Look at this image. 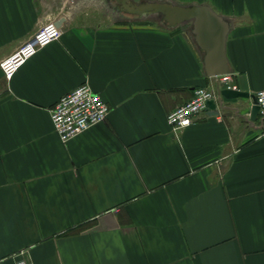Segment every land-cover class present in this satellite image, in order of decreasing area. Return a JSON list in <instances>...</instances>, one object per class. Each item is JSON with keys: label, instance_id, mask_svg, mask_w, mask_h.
<instances>
[{"label": "crops", "instance_id": "crops-1", "mask_svg": "<svg viewBox=\"0 0 264 264\" xmlns=\"http://www.w3.org/2000/svg\"><path fill=\"white\" fill-rule=\"evenodd\" d=\"M86 1L0 0V64L65 20L60 40L0 78V264H264V122L251 98L216 96L173 130L171 111L217 88L193 22ZM131 1L211 7L230 26L232 84L264 89V0ZM86 82L110 113L62 142L50 111Z\"/></svg>", "mask_w": 264, "mask_h": 264}, {"label": "built area", "instance_id": "built-area-1", "mask_svg": "<svg viewBox=\"0 0 264 264\" xmlns=\"http://www.w3.org/2000/svg\"><path fill=\"white\" fill-rule=\"evenodd\" d=\"M63 30L53 21L43 24L38 31L16 50L3 60L1 71L7 80H11L21 66L35 56L41 49L53 41L61 39ZM216 87H199L195 89L193 97L184 104L177 106L168 114L167 121L173 130L179 131L191 126L198 115L207 108V102L216 98L217 89H237L232 84L231 75L211 77ZM259 115L264 122V89L255 93ZM51 119L54 129L62 142L85 132L90 127L106 122L110 107L104 98L95 92L89 83H83L72 91L64 94L52 107ZM19 264H26L20 262Z\"/></svg>", "mask_w": 264, "mask_h": 264}, {"label": "water", "instance_id": "water-1", "mask_svg": "<svg viewBox=\"0 0 264 264\" xmlns=\"http://www.w3.org/2000/svg\"><path fill=\"white\" fill-rule=\"evenodd\" d=\"M113 8L121 12L135 15L147 16L151 14L160 15L163 22L176 27L181 23L192 21L193 33L196 42L205 51L204 67L206 76L214 77L231 73L226 56V40L230 30L229 23L217 14L211 7L203 6H179L169 2H144L135 4L131 0H110ZM65 20L55 22L56 26L62 27ZM4 76L0 70V78ZM220 98L227 100L237 98H251L253 101L252 118L259 113L256 97L253 94L234 89H221L218 92ZM208 106L214 107V102H207Z\"/></svg>", "mask_w": 264, "mask_h": 264}, {"label": "rangeland", "instance_id": "rangeland-1", "mask_svg": "<svg viewBox=\"0 0 264 264\" xmlns=\"http://www.w3.org/2000/svg\"><path fill=\"white\" fill-rule=\"evenodd\" d=\"M96 1L97 0H87L86 2H89L90 3L89 6H94V4H95ZM97 4H98V2H97Z\"/></svg>", "mask_w": 264, "mask_h": 264}]
</instances>
